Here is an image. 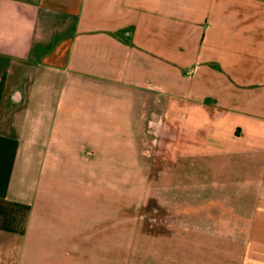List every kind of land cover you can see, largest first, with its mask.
I'll use <instances>...</instances> for the list:
<instances>
[{"label": "crops", "instance_id": "obj_1", "mask_svg": "<svg viewBox=\"0 0 264 264\" xmlns=\"http://www.w3.org/2000/svg\"><path fill=\"white\" fill-rule=\"evenodd\" d=\"M163 84L201 264H264V0H0V264H114L112 219L67 193L129 174Z\"/></svg>", "mask_w": 264, "mask_h": 264}, {"label": "rangeland", "instance_id": "obj_2", "mask_svg": "<svg viewBox=\"0 0 264 264\" xmlns=\"http://www.w3.org/2000/svg\"><path fill=\"white\" fill-rule=\"evenodd\" d=\"M160 87V103L152 92L146 95L147 106L151 110L146 113L144 137L137 145L138 159L130 164L129 174L111 177L109 184L112 190L107 184L108 189L83 186L80 192L73 190L67 193V199L86 202L77 209V214L94 217L99 227L112 219L114 231L109 225L108 233L113 234V238L99 239V248L113 251L114 264H185L187 248L195 249L194 264H201V249L217 247L216 239L207 236L203 239L201 233L213 230L212 224H203L201 215L191 219L181 212L186 203L192 201L191 194L185 189V183H180L184 177L172 173V161L164 156L167 149L160 151L154 143L152 122L157 121L153 115L160 113L157 112L159 104L169 103L171 98L168 87L164 84ZM242 98L243 103H248L249 97ZM222 99L225 100V97L222 96ZM259 100L264 104V95ZM122 185L127 188L124 193L118 191ZM174 249L178 250L176 256L171 255L175 253Z\"/></svg>", "mask_w": 264, "mask_h": 264}]
</instances>
